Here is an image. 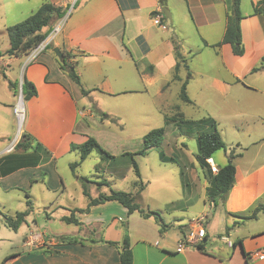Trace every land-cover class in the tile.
Masks as SVG:
<instances>
[{
    "label": "crops",
    "instance_id": "1",
    "mask_svg": "<svg viewBox=\"0 0 264 264\" xmlns=\"http://www.w3.org/2000/svg\"><path fill=\"white\" fill-rule=\"evenodd\" d=\"M16 1L37 3L31 14L45 0ZM47 1L62 8L68 6V15H64L57 37L29 62H25V56H0V188L23 191L25 202L30 200L32 205L31 196L36 194L33 188L39 185L43 209L63 208L64 214H52L50 218L59 219L65 227L52 231L41 228L35 221L37 228L16 244V249L8 254L11 258L7 264H119L118 250L100 239L120 242L123 222L128 223L133 264H264V257L254 255L256 251L264 255V219L260 221L264 210L256 218L243 222L228 214L246 212L258 204L264 206V68L252 72L264 55V13H253L258 0L240 1L244 46L240 56L232 52L228 43L212 46L223 37L229 0H164L172 19L171 23L167 18L163 21L165 29L156 25L151 16L152 11L160 8L158 0H76L71 9L66 0ZM175 43L190 72L185 87L190 102L179 97L187 70L180 67L178 78H173ZM54 47L73 55L70 61L77 62L75 70L87 94L60 69L61 59L54 53ZM150 65L152 70L147 71ZM22 78L34 84L36 94L23 101V129L20 135L13 136L14 107ZM9 82L19 84L16 93ZM93 90L147 98L153 110L162 115L164 134L159 146L167 147L168 154L162 152L179 165L183 195L166 201L164 207L170 211L188 209L194 198L203 205L199 216L189 219L185 228L172 223L180 215L164 216L157 205L137 201L146 211H157L164 228L154 216L144 217L138 211L128 214L127 208L116 200L90 205L84 210L90 198L82 193L83 199L78 202L80 198L72 197L59 162H66L71 168L74 163L71 154L79 157V151L72 145H80L89 137L83 123L88 110L81 100ZM178 114L184 121L181 124L194 127L182 130L176 121L167 120ZM203 118L216 123L227 147L222 157L227 160L230 151L235 155L233 186L225 202L217 205L206 194L209 185L206 173L210 167H199L196 155L194 166L185 141L194 140L198 149V133L211 128L209 122L196 123ZM175 127L179 134L173 132ZM184 132L188 137L181 135ZM23 133L30 144L26 150L16 147ZM14 139V149L5 151ZM251 147L255 150L249 155L252 156L249 163H236L237 158H245L240 151ZM215 152L211 158L219 167ZM186 165L192 170L191 183ZM139 173L142 176L140 169ZM81 177L84 176L76 175L74 184ZM194 186L200 190L192 197ZM204 208L213 209L211 217L209 212H203ZM71 213L79 224L62 220ZM170 217L173 219L167 222ZM200 218L206 230L199 242L203 251L195 246L178 251L181 235L185 236ZM211 235L217 237L215 245Z\"/></svg>",
    "mask_w": 264,
    "mask_h": 264
},
{
    "label": "rangeland",
    "instance_id": "2",
    "mask_svg": "<svg viewBox=\"0 0 264 264\" xmlns=\"http://www.w3.org/2000/svg\"><path fill=\"white\" fill-rule=\"evenodd\" d=\"M66 1L70 3V9L73 3L76 2V0ZM43 2L49 1L45 0ZM36 5L37 3L34 1L18 3L16 0H0V51L8 47L6 27L28 17L31 8L34 9ZM63 18L64 17L60 20ZM60 20L56 21V23H52L45 29L50 32ZM17 87L19 88L18 83ZM19 95L22 97L21 87ZM21 101L23 103V99ZM81 103L84 104L85 108L88 110V114L84 120L85 122H83L88 130V136L95 138L101 148L108 152L111 157L106 158V156L104 157L100 154L97 149H94L82 163L80 162V164L75 166L76 170H74L75 167L73 168L75 172L72 171V168H70L66 162H59L60 172H62L65 184L67 185L68 191L73 194V198L76 200L80 198L78 201L80 202L81 199H83L82 193L84 189L87 194H89L87 195L88 197H97L99 192H106L109 188L114 190L134 191L133 181L136 179V176L131 163V158H133L138 168L141 170V177L144 182V190H141L137 198L140 204L157 205L163 210L162 214L167 217L169 215H180V219L177 220L178 222L172 221V223L182 224V228H185L189 219L194 220L199 216V212L203 205L197 201L195 202V198L191 199L188 209L183 210V207H181L174 211H170L168 208L164 207L166 201L183 196L179 165L172 162H162L158 156L159 152L162 150L165 154H168L169 149L167 147L163 146L161 149L159 146L161 150L158 148L157 150H149L145 154H135L136 151L142 148L143 136L151 129L156 126H162L163 124L162 115L157 114V111L155 112L153 110L150 100L147 98L140 99L130 94H106L100 90H93L85 99L81 100ZM149 111L151 112L150 115L145 113ZM14 121L13 136L18 135V133L20 135L19 129H23V122L19 126L16 115H14ZM178 126H181L179 128L182 130L194 127L186 123L179 124ZM176 131L179 134L178 128L175 127L173 132ZM169 135H172L171 130L169 131ZM181 135H183V137H188L186 132L181 133ZM12 138L10 140H12ZM185 141L188 146V155L194 162V166H197L195 155L198 153V149L196 144L192 139H186ZM239 150L241 149H238V152ZM254 150L255 149L252 147L248 151L244 149L241 150L240 152L245 158L241 160L237 158L236 163L242 165L244 163L246 164L245 161L249 163L248 160L252 157L249 155L253 153ZM215 155L217 156V161H215L216 164L222 166L227 162V160L222 157L223 149L216 151ZM70 159L73 162L80 161L76 154H71ZM185 168L188 183H191L193 182L190 176L192 171L191 167L190 165H186ZM76 175L86 177L88 182L80 178L77 184H74L73 180ZM100 182H106V184H99ZM33 189L36 193L35 197L31 196L33 209L29 211L25 222L16 230H13L4 223L3 215H13L14 212H23L27 210L28 207L25 202L26 197L24 192L19 189L4 191L0 188V262L16 249V244L26 237L30 230L34 231L37 228L35 221L42 226L41 228H47L52 231L56 229L60 230L62 227H65V224L59 219L50 218L52 214H64L63 208L59 207L53 211H50L48 208L43 209L42 197L39 191H37L40 189V186L37 185ZM199 190L198 187L194 186L193 193L191 194L192 197L194 195L196 196ZM60 198L63 199V197ZM205 211L209 212L210 217L214 213L213 209L209 211L208 208H204L203 212ZM219 211L220 209L215 211V213ZM262 217L260 221H263L264 216ZM171 219L173 218L170 217L167 222L169 220L171 221ZM67 227L73 226L68 225ZM52 231L47 232L52 235ZM211 241L213 245H215L217 237L211 235Z\"/></svg>",
    "mask_w": 264,
    "mask_h": 264
},
{
    "label": "trees",
    "instance_id": "3",
    "mask_svg": "<svg viewBox=\"0 0 264 264\" xmlns=\"http://www.w3.org/2000/svg\"><path fill=\"white\" fill-rule=\"evenodd\" d=\"M240 1L241 0H229V9L226 14V28L223 34V37L220 42L213 44V47H218L222 43H228L231 46L232 52L235 55H242L244 52V46L241 37V27L240 22L243 18V14L240 9ZM160 9L165 5L164 0H158ZM76 4V3H75ZM75 6V5H74ZM66 8H62L59 5H54L51 2H43L37 9H35L28 17L25 19L6 27L7 39H8V47L4 51H0V56H9V57H21L27 55L36 45H38L41 41H43L46 36L49 34V30L45 28L60 20L66 14ZM162 11H152L151 16L161 13ZM253 13H264V0H258L253 5ZM164 15V14H163ZM166 19V17L164 16ZM174 55H175V66H174V75L173 78L177 79V72L180 67H184L187 70V78L181 83L179 97L183 102H190V99L186 93L185 87L188 81V77H190V72L188 71V66L186 62V58L181 54L179 50V45L175 43L174 45ZM73 55L63 50L62 51V59L59 62L60 69L65 72V74L74 81L80 88L83 94H87L88 91L84 89L81 85L80 76L76 72V61L71 62L70 58ZM264 68V55L260 58L259 62L252 68V72L258 71ZM147 71L152 70V66L146 67ZM9 86L16 93L17 92V83L9 82ZM21 91H22V99L23 101L28 100L31 96L36 94L35 86L32 82L23 78L21 83ZM176 117L178 118L176 120ZM176 121L177 126L181 124L180 122H184L182 120V115L178 114L177 116L167 118V120ZM209 122L210 130L200 131L197 135V143H198V154H196V160L198 162L199 167L203 168L208 165L206 159L211 158L212 154L217 150H225L226 145L222 140L220 133L216 128V123L211 118H203L196 123H207ZM180 127V126H178ZM164 134V127H156L148 131L143 136L142 148L135 152V154H145L147 150L155 147H159L161 140ZM17 148H21L26 150L30 147L28 142V137L26 134L21 135V140L16 144ZM73 148L79 151V160L77 162L71 163V168L73 169L76 165H78L81 161H83L89 153L97 149L100 154H102L106 158L111 157V155L101 148L99 143L93 137H88L82 144L80 145H72ZM159 158L164 162H174L172 157L166 156L162 151L159 152ZM235 155L233 151H230L228 154L227 162L218 167V172L213 174L210 169L206 173L209 185L206 188V194L208 199L212 204L217 205L218 203H224L225 199L233 186L234 177H235V164H234ZM132 167L136 176V180L133 182V186L135 187L134 192L123 191V190H114L109 189L108 192H99L98 196L92 198L89 196L88 205L86 207L87 210L90 205L102 203L108 200H116L121 203L123 206L127 208L128 214L133 211H138L142 216L149 217L154 216L155 219L163 226V220L157 211L154 210H145L140 206L137 202V198L141 190H143L144 184L141 179V175L139 173V169L136 161L131 158ZM209 168V167H208ZM82 180L88 182L86 177H81ZM99 184H106V182H100ZM86 196V190L83 192ZM88 197V196H87ZM27 210L23 212H15L13 215L4 214V223L11 229L16 230L23 222H25L26 216L29 211H31L32 205L30 200L26 201ZM264 210V206L262 204H258L246 212H236V213H228L233 215L238 219L237 222H243L245 220L254 219L257 217L259 212ZM67 223H75L79 224V221L76 217L71 213L68 216L62 217ZM122 228V238L120 242H114L110 240H104L103 238L100 241L105 242L109 245L114 246L118 250L119 256V264H133V254L130 245L129 239V228L128 223L123 222L121 224ZM69 241H73L74 239H69ZM180 240H184V235L182 234ZM199 250L203 251V246L200 243L194 245ZM11 256H6L0 264H7L10 260Z\"/></svg>",
    "mask_w": 264,
    "mask_h": 264
},
{
    "label": "built area",
    "instance_id": "4",
    "mask_svg": "<svg viewBox=\"0 0 264 264\" xmlns=\"http://www.w3.org/2000/svg\"><path fill=\"white\" fill-rule=\"evenodd\" d=\"M158 11H161V9H157ZM156 10V11H157ZM68 15V13L66 14V16ZM153 22L158 25L160 28L165 29L166 28V24L163 22L164 20H166L164 18L163 13H157L155 15L152 16ZM62 21V22H60ZM53 28V30H51L49 32V34L46 36V38L41 41L38 45H36L27 55H25V62H29L31 60H33L41 51H43L54 39V37L59 33V31L62 28V25L64 24L65 18H63L62 20H60ZM18 102L14 107V113L17 116V120H18V125L20 126L21 123L23 122L24 119V114L23 117L20 118V113H19V109H18V104L19 102L22 100L21 96L19 95L18 97ZM24 110V108H23ZM20 131V129H19ZM16 140L14 139L13 141L10 142V144L5 148V151H12L15 147V143ZM210 170L212 173H217L218 172V167L215 165V163L213 162L212 158H207L206 159ZM203 218L197 219L193 225L190 227L189 231L187 232V234L184 236V240H180L179 243L177 244L176 249L178 251L182 250L183 248L189 247V246H194L197 243H199L203 237L206 234V230L205 227L202 223ZM260 252V251H259ZM258 251H256L254 253V255L256 257L259 258H263L264 255L263 253H259Z\"/></svg>",
    "mask_w": 264,
    "mask_h": 264
},
{
    "label": "water",
    "instance_id": "5",
    "mask_svg": "<svg viewBox=\"0 0 264 264\" xmlns=\"http://www.w3.org/2000/svg\"><path fill=\"white\" fill-rule=\"evenodd\" d=\"M161 11L164 14V16L169 20V22L171 23L172 19H171V14L169 12V9L166 6H162ZM53 51L60 59H62V52L60 51V49L58 47H54Z\"/></svg>",
    "mask_w": 264,
    "mask_h": 264
},
{
    "label": "bare ground",
    "instance_id": "6",
    "mask_svg": "<svg viewBox=\"0 0 264 264\" xmlns=\"http://www.w3.org/2000/svg\"><path fill=\"white\" fill-rule=\"evenodd\" d=\"M22 105H23V103H22V101H20L19 104H18V109H19V113H20V118L23 117V114H22V112H23ZM21 115H22V116H21Z\"/></svg>",
    "mask_w": 264,
    "mask_h": 264
}]
</instances>
